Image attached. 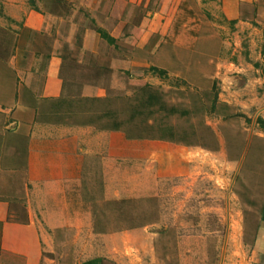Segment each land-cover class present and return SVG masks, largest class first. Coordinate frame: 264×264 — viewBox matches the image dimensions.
Masks as SVG:
<instances>
[{
	"label": "crops",
	"instance_id": "crops-1",
	"mask_svg": "<svg viewBox=\"0 0 264 264\" xmlns=\"http://www.w3.org/2000/svg\"><path fill=\"white\" fill-rule=\"evenodd\" d=\"M111 4L119 25L103 62L98 29L77 18L84 9L97 23L103 0H0V264H213L200 252L209 235L198 232L225 230L232 241L229 232L240 229L228 209L218 221L211 176L201 173L210 155L129 139L96 107L109 99L113 75L136 66L118 42L128 7L142 8L138 47L147 55L166 38H193L201 26L187 23L205 15L223 22L219 99L254 112L242 160L264 200V0H159L154 10L151 0ZM154 35L163 41L151 48ZM249 205L261 220L254 247L262 254L264 202ZM221 264H230L226 255Z\"/></svg>",
	"mask_w": 264,
	"mask_h": 264
},
{
	"label": "rangeland",
	"instance_id": "rangeland-1",
	"mask_svg": "<svg viewBox=\"0 0 264 264\" xmlns=\"http://www.w3.org/2000/svg\"><path fill=\"white\" fill-rule=\"evenodd\" d=\"M112 1L103 0L105 5L96 13L97 23H91L93 12L81 9L77 18L82 26L89 25L103 29L108 34L114 33L119 24L109 17ZM158 1L151 0L150 10L157 9ZM128 11L130 7L122 15L125 27L118 42L121 54L132 56L136 66L111 76V91L107 92L109 99L96 106L101 114H111V120L106 119L104 122L123 123L122 131L129 139L159 140L165 137L167 140L163 141L193 149L204 156L210 155L211 158H208L212 163L201 173L211 176L207 189L213 192L211 203L222 209L223 217L218 216V221L227 220L228 209L230 222L240 229L229 232L234 234L232 241L228 240L225 230L198 232L199 236L209 235L204 242L208 244L207 249L203 247L200 252L205 255L207 250L213 264H221L225 255L230 264H264V253L258 254L254 247L259 236L256 228L260 226L261 220L249 205L252 203L260 207L264 200L255 198L256 193L262 192L261 189L255 190L260 184L253 183L254 169L250 163L242 160L249 138L252 137L254 112L250 118L238 106L227 105L219 99L223 91L221 73L224 68L221 62L226 55L223 22L207 19L205 15L202 24L187 23L201 26L200 31H193V38L181 36L179 39L171 37L163 41L154 35L149 40V47L155 48L163 42L159 53L147 55L138 47L143 42L138 21L142 8L135 7L131 12ZM126 34H130V43L124 37ZM94 45L100 50L102 61L108 60L109 50H112L108 41L102 39L99 45L97 42ZM152 67L164 70L166 74L160 76L151 71ZM108 79L109 76L103 79L105 85L109 83ZM147 85L160 94L165 105L163 111H159V106L154 109L146 106L140 108V90ZM136 111L141 113L131 122V115ZM221 150L225 156L221 155ZM250 156L249 153L248 158Z\"/></svg>",
	"mask_w": 264,
	"mask_h": 264
},
{
	"label": "trees",
	"instance_id": "trees-1",
	"mask_svg": "<svg viewBox=\"0 0 264 264\" xmlns=\"http://www.w3.org/2000/svg\"><path fill=\"white\" fill-rule=\"evenodd\" d=\"M97 32L100 34L102 39H105L106 41H108V43L110 45H114L115 44V39H113L106 31H104L103 29H98ZM151 71H153L154 73L159 74L160 76H164L166 74V72L164 70H160L156 67H152ZM141 99H140V108H148V109H154L156 106H159V111H163L164 110V104L162 103L161 100V96L158 92L154 91L153 88L151 86H145L144 88H142L141 90ZM174 111V110H173ZM141 112L136 111L133 112V114L131 115V119L130 121H134L136 116L139 115ZM110 113H106L105 116L109 117ZM115 123V127L116 129L120 130L123 128V123L121 122H114ZM132 138V137H130ZM159 140H167L165 137L160 138Z\"/></svg>",
	"mask_w": 264,
	"mask_h": 264
}]
</instances>
